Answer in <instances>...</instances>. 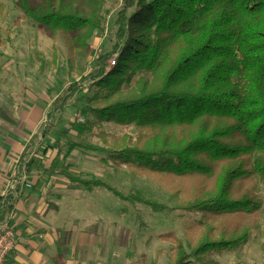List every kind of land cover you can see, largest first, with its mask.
<instances>
[{"label": "trees", "instance_id": "obj_1", "mask_svg": "<svg viewBox=\"0 0 264 264\" xmlns=\"http://www.w3.org/2000/svg\"><path fill=\"white\" fill-rule=\"evenodd\" d=\"M104 4L16 1L22 18L53 39L62 33L69 59L88 53ZM115 23V66L106 71L110 55L100 56L79 80L95 87L87 108L95 125L135 128V137L115 140L112 162L156 179L180 197L181 211L197 217L186 226L190 253L174 234L161 236L173 245L171 264H191V258L217 264L209 254L242 248L263 204L255 179L264 191V0H122ZM79 89L71 80L47 119ZM25 158L19 157V170ZM61 175L88 190L105 187L126 202L160 208L138 193L123 197L99 181ZM11 200L0 199V221Z\"/></svg>", "mask_w": 264, "mask_h": 264}, {"label": "rangeland", "instance_id": "obj_2", "mask_svg": "<svg viewBox=\"0 0 264 264\" xmlns=\"http://www.w3.org/2000/svg\"><path fill=\"white\" fill-rule=\"evenodd\" d=\"M16 1L0 0V155L14 161L26 156L20 172L27 177L24 188H13L12 194L7 189L2 201L11 195V209L20 197L37 196L39 206L58 204L66 230L85 224L87 228L81 231L86 234L84 241L78 238L71 244L70 264H84L89 255L99 253L105 254L100 264H171L173 245L161 239L169 233L190 253L186 226L197 217L181 211L180 197H174L156 179L109 159L118 147L115 140L137 133L133 126L95 125L87 108L95 87L91 81H79L95 70L100 56L110 55L106 71L110 62L115 59L116 63L117 53L112 51L122 0H105L102 27L88 41V53L71 59L62 33L53 39L43 26L22 18ZM71 80L80 84L79 92L47 119ZM10 169L7 175L13 173L12 165H8ZM62 170L83 180L99 181L123 197L138 193L143 201L160 208L126 202L105 187L88 190L77 186L61 175ZM255 182L263 204L247 243L235 251L212 252L207 259L217 264H264V191L258 178ZM66 245L65 239H59L61 249ZM190 261L198 264L193 258Z\"/></svg>", "mask_w": 264, "mask_h": 264}, {"label": "crops", "instance_id": "obj_3", "mask_svg": "<svg viewBox=\"0 0 264 264\" xmlns=\"http://www.w3.org/2000/svg\"><path fill=\"white\" fill-rule=\"evenodd\" d=\"M8 165H12L13 172L9 175L6 174L7 171H11V169L8 170ZM20 170L16 160L0 155V199L8 190L12 194L11 189L24 188L23 180L27 176ZM2 186L4 189H1ZM24 196L15 201L9 214L3 217L4 221L8 220L7 223L11 225L15 234V248L7 256L5 264H70L68 255L71 254V244L78 238L83 240L86 234L81 231L87 226L78 224L74 227H79L66 230L68 226L66 222L60 221L62 219L60 213L63 211L61 212L58 204L50 208L47 205H41V207L35 200L37 196H31L32 198ZM59 239H65L68 245L61 249ZM104 255L100 253L95 256L89 255L88 260L85 259L83 262L84 264H100Z\"/></svg>", "mask_w": 264, "mask_h": 264}, {"label": "built area", "instance_id": "obj_4", "mask_svg": "<svg viewBox=\"0 0 264 264\" xmlns=\"http://www.w3.org/2000/svg\"><path fill=\"white\" fill-rule=\"evenodd\" d=\"M110 67L115 66V59L109 63ZM80 121V120H79ZM29 187V185H26ZM8 220L0 223V264H5L7 256L15 248V234L12 227L8 226Z\"/></svg>", "mask_w": 264, "mask_h": 264}]
</instances>
